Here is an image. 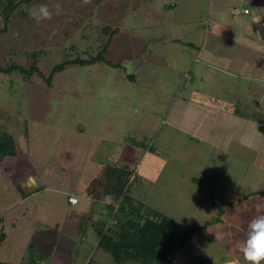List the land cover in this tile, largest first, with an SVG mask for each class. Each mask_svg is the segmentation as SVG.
<instances>
[{
	"label": "rangeland",
	"instance_id": "rangeland-1",
	"mask_svg": "<svg viewBox=\"0 0 264 264\" xmlns=\"http://www.w3.org/2000/svg\"><path fill=\"white\" fill-rule=\"evenodd\" d=\"M97 1L43 0L32 8L47 5L52 13L50 19L37 22L30 13L26 18L11 16L6 31L0 33L1 66L5 67L10 61L26 62L24 51L43 50L45 54L38 64L40 71L47 75L51 67L60 63L66 55L73 58L78 53L81 58H88V53L97 54L100 43H96V35H100L101 42L105 37L100 33L101 26L109 25L117 31L112 32L107 58L122 65L112 67L104 62L68 65L53 75L52 85H46L38 75H33L26 82L17 71L0 73V129L14 137L19 151L18 156L7 157L0 162L2 263L86 264L92 258L99 264H137L130 260L115 262L112 255L99 246V237L91 225L98 220L111 222L103 209L107 202L110 203L109 200H112L111 203L117 201L115 205H118L120 198L117 196L107 198L106 202L103 199L97 202L95 213H90L86 229H82L83 212L93 201L86 198L85 191L88 187L97 188L102 195L110 196L108 186L115 183L117 173L125 184L124 188L127 187L130 180L128 169L135 165L127 164L122 168L116 165L117 161L137 163L145 154H152L149 151L151 137L160 128L161 121L171 117L173 102L178 104L182 97L176 96L177 93L189 88L190 84L191 88L208 95L201 97L206 98L205 101L220 104L217 109L222 111V121H230L226 115L230 111H225V107L234 108L237 115L248 114L252 120L261 116L262 119L257 120L264 122V14H261L259 6H255L258 1L264 7V0H254L252 4L245 0ZM244 2L252 7L250 15L237 12L244 8ZM56 4L61 7L59 14L54 7ZM164 4H175V7L171 9L167 5L164 8ZM208 5L222 12V17L218 16L220 13L215 14L218 10L209 11ZM184 21L191 22V25L182 31L195 30L192 38L183 33L185 42H203L206 27L213 33L207 35L202 46L204 57L196 51L186 53V49L183 54L187 59L180 54L179 64L174 65V44L168 45L170 40L162 42L179 35L182 29L179 25ZM2 26L3 19L0 17ZM230 27L237 31L235 37L228 33L217 35V29L228 32ZM175 43L179 46L177 43L180 44V40ZM250 43L261 46V51L253 53L246 50ZM71 47L74 48L71 50ZM199 54L201 59L196 62ZM163 56H166L163 59L165 63ZM186 64H189L188 67ZM191 64L193 80L185 82L183 76L189 72ZM132 73L135 80L127 77ZM243 101L246 106L242 105ZM206 118L200 117L199 124L208 125ZM163 122L166 125L161 126L160 133L165 132L170 139L166 143L158 140L164 144L163 151L156 155L163 166L184 169L185 164L191 168L202 164V156H194L195 160L190 159L192 161L175 162L177 155L196 151V146H193L196 136L193 132L175 131L167 127V121ZM197 123L192 125L197 126ZM216 123L220 125L213 119L212 125ZM179 124L186 126V130L187 126H191L189 119ZM224 126L227 132L232 131L229 125ZM234 127L237 129L238 125ZM204 131L214 138L211 129ZM258 132H264V127H260ZM180 141L189 150L179 149L182 147ZM212 154L216 156L215 151ZM226 158L231 161L230 155ZM147 167L146 163L144 168ZM240 167H243L241 161ZM232 169L229 164V173L222 172L227 183L237 177L231 175ZM29 177L34 178V182ZM188 177L189 181L199 178L195 173ZM94 179L104 182V186L94 185ZM200 179L202 184L204 178ZM148 183L145 181V187ZM203 188L204 191L199 190V193L194 186H188L183 200L177 192L169 194L153 184L147 188L145 200L138 197L147 206L184 225H201L203 229L208 225L203 226L205 223L199 222L201 213L204 220L209 219V224L220 217L217 214L219 207L211 219V215L201 208L207 197L205 183ZM176 190L180 192L179 187ZM131 191L136 195L133 186ZM216 194L222 193L216 191ZM72 195L78 198L75 205L68 202ZM249 201L251 206L240 208L238 205L235 213L238 217L236 223L244 225L241 230L244 233L229 232L228 236L229 249L238 251V254L248 223L256 215L264 213V199ZM189 202L192 203L186 211L182 205ZM211 202L214 204L216 201ZM253 208L257 210L254 212ZM192 239L178 251L175 263L211 264L201 260L218 249L217 241L205 232Z\"/></svg>",
	"mask_w": 264,
	"mask_h": 264
},
{
	"label": "crops",
	"instance_id": "crops-1",
	"mask_svg": "<svg viewBox=\"0 0 264 264\" xmlns=\"http://www.w3.org/2000/svg\"><path fill=\"white\" fill-rule=\"evenodd\" d=\"M222 1H228V0H222ZM233 1H237V0H233ZM245 1H248L252 4L254 0H245ZM167 5L164 4V8ZM255 6H259L261 14H264V9H263L264 7L260 5V2L257 1V3H255ZM174 7H175V4L169 5V8L171 9H174ZM207 7H209L208 8L209 11H211L212 9L218 10L216 8H212L211 5H208ZM242 7L248 8L250 11L248 14H243V15L251 14L252 7L250 6L249 3L244 2L242 4ZM215 14L216 15L219 14L218 16L222 17V12H220L219 10L215 11ZM232 23H233V20H232ZM173 24L174 26H176V22ZM218 24L220 23L218 22ZM189 25H191V22L184 21L183 23L179 25V29L182 28L180 30L181 32H179V35L177 36L174 35V38L169 37L166 39L165 42H162V43H166L167 40H170L171 42H168V45L174 44L173 45L174 50L172 51L174 53V59L176 60L174 61L175 63H173L174 65L179 64L178 62L180 58L178 56L182 54L184 57L183 53L185 52L186 49H187L186 53L190 51L192 52L196 51L197 53H200V54L202 53L204 57V54L202 52L204 51V49L202 48V46H204V43L206 42L205 39L207 38V35L213 33V31L209 27H206L207 30L204 31V41L203 42L198 41V43L200 42L199 44L192 42L194 40L185 42L183 40V33H185L187 37H191V38L194 37L195 35V30H192V32L182 31L185 27H188ZM220 26L222 27V25ZM227 31L228 32H222V29L220 30L217 29V35L222 36V33L225 35H227L228 33L229 35H233V37L236 36L237 31H235L234 28L232 27L227 28ZM178 40H180V44L177 43L179 46L175 45L176 44L175 41H178ZM251 42L254 43V41H251ZM253 43H250L251 45L247 46L246 50H250L253 53L260 52L261 46L260 47L256 46ZM156 54L157 53H155V55ZM200 54L197 57L196 62L200 61L201 59ZM160 55H163V54L161 53ZM164 57L166 58V56H163L162 61ZM205 57H206V53H205ZM184 58L187 59L186 56ZM163 63H165V61H163ZM168 63L171 64L169 61ZM206 64L208 65V63ZM186 65L188 67L189 64H186ZM166 66H167V63H166ZM192 67H193V64L190 65L189 67L190 70H188L189 72H186L183 76L185 79V82L193 80L190 75V72L192 71ZM123 70L125 71V67L123 68ZM130 75H132L130 78L134 76L133 73ZM207 75L209 74L207 73ZM132 79L135 80L134 78ZM178 95H181L182 97L179 98L180 101L178 102V104L175 105L173 102V107L170 109L171 117L169 119L162 120L161 125L159 126L160 128H158V131H156L154 136L151 137V140H150L151 146H150L149 151H152V154L151 155L145 154V156L137 162L140 164L139 175L137 177L136 183L132 185L137 193L135 195L133 191L132 194L136 196V198L138 199L140 197L142 200H145L144 195H146L147 188L149 189V187H152V185L154 184L155 187L159 186L161 189H163L169 194H172V193L174 194V191L177 192V195H179V197H181L184 200L186 189L188 186L189 187L194 186V189L197 190L199 193H201L202 191H204L203 186L205 183L207 187L206 188L207 197L204 201V206L200 205L202 206L201 208L202 209L204 208L205 212L211 215L209 217L210 219L215 216L217 207L222 206L223 211L220 217L218 218V222H215V223L211 222V224H208L206 228L200 229L199 232H196L194 234L195 236L194 235L192 236V238L195 239L197 234H202V232H205V233L211 234L212 238L217 241L216 244L219 245L218 249L215 250L213 253H210L208 257L204 256L205 258H203L201 262H209L211 264H233L234 261L239 260V264H245V261L243 260L242 255L236 253L238 251L234 252L233 249H229L228 236L230 235V233L231 234L244 233L241 231L244 225L243 224L239 225L240 223L239 224L236 223V219H238V217L235 214L237 212L236 211L237 206L238 205L239 207L241 206L240 208L247 207L248 205L251 206L250 204L252 202L249 200L256 199V198L259 199L261 198L260 196H264V192L263 193L261 192V190L264 191V132L262 133L258 132L260 127H264V122H261L260 120H252V119H249L248 117L246 118H244L243 116L241 117L235 113L236 110L234 108L227 109L225 107H223L225 111H230L229 113H226L227 119L230 121H222V116H221L222 111H218L217 109V106L219 108L220 104H216V101L214 102L205 101L206 98L204 97L201 98V97L207 94L201 93L199 89L191 88V84L189 85V88L181 89V91H179L176 96ZM242 105L246 106L247 103L243 101ZM252 106L253 105H251V107ZM235 107H237V105H235ZM165 114L166 113H164V115ZM200 117H207L206 121H208L209 124L200 125L199 124V120H201ZM188 119L190 122L189 125L191 126H187V128L188 127L189 128L188 130H186V126H183L179 123L180 121H187ZM213 119L216 120V122L220 123V125H218L217 123L215 125H212ZM163 121L168 122L167 123L168 128L171 127L173 130L181 131L183 133L193 132L195 133V136H196L195 143L193 144V146H196V151L193 154L187 153V155H184V156H179V155L176 156L175 154L176 156V158H174L175 162L176 161L181 162L182 160L192 161L190 159L193 158L195 160L194 156L195 157L202 156V164L200 165L198 164V166L192 167V168L188 166L187 164H185L186 167H184V169L180 167H177L176 169L173 167L167 169L166 166L165 167L163 166V164L161 163L162 161L157 159V156H156L157 153H160L163 151L162 146L164 144H160V142L163 141L166 143L168 142V140H170L169 136L165 132L160 133L161 126L166 125V123ZM195 122H198L197 126L192 125ZM232 124L233 126H231ZM224 125H229L231 127L230 130L232 131L227 132L225 130L226 127ZM235 125H238L237 129L234 127ZM203 128L208 129V130L211 129L215 134L214 138H212L210 134H206ZM233 130L237 132H234ZM158 140L159 141L161 140V141L158 142ZM180 143H182V147L179 149L187 148V147H183L184 143L182 141H180ZM204 145L207 147L204 148ZM210 146L212 147L211 150H210ZM213 151H215L216 156H213L212 154ZM227 155L231 156V161H228L227 158L224 159V157ZM168 156L166 155V157ZM240 161L242 162L243 167H240ZM134 163H132L131 160H130V163H126L123 160H119L117 161L116 165L120 166L121 164L124 167L127 164H134ZM146 163L148 164V167L144 168V165ZM229 164L233 168L231 175H234V176L236 175L237 177L229 179L228 183L230 185H227L228 183L224 181L223 179L224 176L222 172L224 173L228 172L227 166ZM194 169H198V170L196 171ZM241 171L244 173L242 174ZM192 173H195L196 176H199V178L194 177V178H191V180L189 181L188 176L192 175ZM201 177L204 178V181L202 184H200ZM141 178H142V182L139 183V180ZM232 180H233V184H232ZM145 181L149 182L146 185V187L144 185ZM178 187L180 188V192L176 190ZM169 188H170V191H169ZM199 190H201V192ZM216 191H219L222 194L217 195ZM212 193H214L215 195L212 196L211 195ZM85 195H87L86 198L88 200L91 198V196H89L88 194H85ZM211 200H215L216 202L213 204ZM191 203L189 202L187 204H183L182 206L187 211L189 210L187 206L190 205ZM224 206H227V208H224ZM256 207L258 208V206ZM253 209H254V212L257 210L255 208ZM227 213H229L228 216H226ZM203 216L204 214L201 213L198 220L199 222L205 223L209 219L204 220L205 217ZM227 222L229 223V225L224 226V224H226ZM188 223L190 224L191 221ZM236 227L239 228V230H237ZM226 228L228 230H226ZM192 238L189 241L193 240ZM188 263H191V262L188 261ZM261 264H264V261H262Z\"/></svg>",
	"mask_w": 264,
	"mask_h": 264
},
{
	"label": "trees",
	"instance_id": "trees-1",
	"mask_svg": "<svg viewBox=\"0 0 264 264\" xmlns=\"http://www.w3.org/2000/svg\"><path fill=\"white\" fill-rule=\"evenodd\" d=\"M40 2L43 3V0H0V17L3 19V26L0 27V33L6 31L11 16H19L21 18L28 16L29 12L25 11L22 6H27L28 9H31L33 5H38ZM100 31L101 35L105 36L100 42V35H96V43H100L98 46L100 49H97V54L93 55L88 53V58H81L78 53L73 58L66 55L60 63L54 64L49 73L45 75L40 71L38 64L40 57L45 54V51H24L23 54L26 62L17 63L10 61L5 67L0 65V73L9 74L17 71L21 73L23 81L26 82L30 81L33 75H38L46 85H52L53 75L61 72L68 65L84 66L96 62H104L106 65L112 67H121L122 65L120 63L112 62L107 58V51L113 36L112 32L117 31V28L104 25L101 26ZM73 48L71 47V50ZM131 76L130 74L127 75V77ZM239 115L248 118L251 117L244 113ZM257 119H262V117L260 116ZM18 155L19 151L14 137L9 132L0 129V162L4 158L16 157ZM120 166L124 168L121 164ZM95 180L98 181L97 179ZM95 180L93 182L94 185L104 186V182H96ZM124 186L125 184L122 183L121 176L117 173L115 183L111 185L112 189L110 190L111 187L108 186L110 193L108 195L110 196L102 195L99 193L101 190H97V188L89 189L88 187L85 194L91 196L93 201H91L83 212V217L80 222L82 229H86L90 213H95L97 202H100L101 199L106 202L108 200L107 198L110 197L111 199L117 196V198H120H118V205H115L117 201L111 203L112 200H109L110 203L107 202L105 205V211L103 209V212L107 213L111 218V222L108 223V220H98L91 224L94 226L99 237V246L110 253L115 262L123 263L130 260L137 264H174L178 251L186 246L188 241L202 226H187L180 223L161 211L139 201L132 194L131 186L126 190H124ZM261 192L263 193L264 191L261 190ZM222 211L223 207L220 206L217 210L218 216L221 215ZM214 222H218V217ZM208 224L209 222H205L203 226ZM0 264L12 263L0 262ZM86 264L99 263L90 258Z\"/></svg>",
	"mask_w": 264,
	"mask_h": 264
},
{
	"label": "clouds",
	"instance_id": "clouds-1",
	"mask_svg": "<svg viewBox=\"0 0 264 264\" xmlns=\"http://www.w3.org/2000/svg\"><path fill=\"white\" fill-rule=\"evenodd\" d=\"M54 7L57 14H59L61 11L60 5L56 4ZM22 8L28 11L37 22L42 19H50L52 15L48 6L43 4L31 9H28L27 6H22ZM134 165V167L132 165L128 169L130 180L124 190L136 183L140 164L134 163ZM28 179L34 182V178L29 177ZM261 199H264V197H261ZM73 203H75V201H73ZM239 252L245 264H261V262L264 261V213L256 215L248 223L246 237L239 245ZM233 264H239V260L234 261Z\"/></svg>",
	"mask_w": 264,
	"mask_h": 264
},
{
	"label": "built area",
	"instance_id": "built-area-1",
	"mask_svg": "<svg viewBox=\"0 0 264 264\" xmlns=\"http://www.w3.org/2000/svg\"><path fill=\"white\" fill-rule=\"evenodd\" d=\"M237 12H240V13H242V14H248L249 13V9L248 8H243L241 11H238L237 10ZM73 201H75V203H77V197L76 196H69V198H68V202L70 203V204H75V203H73Z\"/></svg>",
	"mask_w": 264,
	"mask_h": 264
}]
</instances>
